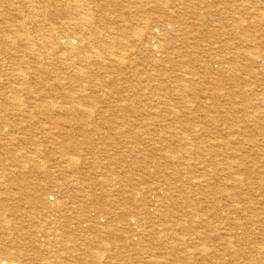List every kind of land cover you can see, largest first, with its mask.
<instances>
[{
	"label": "bare ground",
	"instance_id": "bare-ground-1",
	"mask_svg": "<svg viewBox=\"0 0 264 264\" xmlns=\"http://www.w3.org/2000/svg\"><path fill=\"white\" fill-rule=\"evenodd\" d=\"M34 3H59L40 35L62 66L0 88L4 108L28 97L0 118V264H264V0H4L3 62L32 53ZM134 49L161 81L130 97ZM150 167L163 184L135 177Z\"/></svg>",
	"mask_w": 264,
	"mask_h": 264
},
{
	"label": "rangeland",
	"instance_id": "rangeland-1",
	"mask_svg": "<svg viewBox=\"0 0 264 264\" xmlns=\"http://www.w3.org/2000/svg\"><path fill=\"white\" fill-rule=\"evenodd\" d=\"M43 1H45V0H42V2ZM2 3H4V0H0V4H2ZM127 3V4H126ZM131 3V2H130ZM128 1H123V2H121V7L122 8H124L125 10H127L129 7L128 6H130V5H132V4H130ZM58 4L59 3H57L56 5L58 6ZM22 5V8H23V4H21ZM36 5H38V6H36ZM42 5V4H41ZM41 5H39V3H34V7H35V9H38L37 11H35V12H32L33 10H31L30 8V11H29V9L25 6V15L27 14V15H29V13L31 14V13H33V14H31L30 16H32L31 17V19H29L30 18V16L27 18L28 19V22H27V25H28V27H29V31H30V33H31V35L32 34H34L35 33V35L34 36H32V44H22V43H20V48L23 46V48L25 47V46H31V48H33L34 47V49H32L33 51H32V53H30V54H28V55H24L23 54V52H14V51H12L13 53H11L12 55H14L15 57H24L23 59L21 58L18 62L17 61H15L14 62V64L12 65L11 63H7V62H3L2 61V55H0V88H3L4 89V87L5 88H7L9 85L10 86H18V85H20L22 82H25V81H29V85L28 86H31L33 89H34V85H31L32 83H35V81H37V78L36 77H34V76H36L37 74H36V72H39V73H46L45 75H51V76H54L57 72H54V71H57V69L59 70L60 68H61V66H62V60L60 61V55H57L58 53H55L54 51H52V49L51 48H48V46H45L44 45V43H43V38L44 37H42V35H40L41 33H46L51 27H47V26H50V24L51 23H53V18H52V16H51V14L53 13V12H56V5H47V6H45L44 8H43V5L41 6ZM128 5V6H127ZM216 6H218V5H216ZM220 7H222L220 10H222L223 9V6H220ZM42 9V10H41ZM45 9V10H44ZM41 10V11H40ZM39 11V13H37ZM225 12H226V10H224ZM45 12V13H44ZM47 13H48V15H47ZM124 13H127L126 11H124ZM35 14H37V16L35 15ZM44 14V15H43ZM227 13H225L224 14V20L228 17V14L226 15ZM37 17V18H34V17ZM44 16V17H43ZM192 17V16H191ZM33 19H35V20H33ZM187 19H190L189 17L187 18ZM1 20V19H0ZM40 20V21H39ZM41 20H43V21H41ZM47 21V22H45V21ZM194 19L193 18H191L190 19V21H193ZM32 21V22H31ZM55 22H58V21H55ZM210 23L212 24V22L210 21ZM225 23H226V20H225ZM30 24H31V26H30ZM44 25H45V27H44ZM213 25V24H212ZM224 25V24H223ZM4 26V25H3ZM34 26V27H33ZM43 28H42V27ZM40 27V28H39ZM5 28H7V29H9V27L6 25L5 26ZM45 28V29H44ZM40 31V32H39ZM46 31V32H45ZM38 33V34H37ZM35 37H37V38H35ZM42 41H41V40ZM130 39H131V42H133V38L132 37H130ZM36 41V42H35ZM37 41H39L38 43H40V44H42V45H39L38 43H37ZM130 42V43H131ZM33 46V47H32ZM43 47V48H42ZM45 47V48H44ZM43 49V50H42ZM49 49H50V51H49ZM45 50H46V52H45ZM38 51V52H37ZM116 51H119V50H116ZM34 52V53H33ZM40 52V53H39ZM133 52V53H132ZM130 54H128L127 55V62H128V64H130V62H132V65H130V68H129V66L128 67H126L128 70H126V71H123L122 73V76H121V79H120V81L122 82L121 83V85H122V87L124 88V96H130V97H132L135 93H134V91H136V92H138V93H140V95H141V88L142 87H150L151 85H156L157 84V82H160L161 81V79L159 80V81H155L154 79H155V74H154V71H153V69H152V67L150 68V66L149 65H147L144 61H142V59H141V55H140V53L138 52V50H135L134 49V51H132ZM36 53V54H35ZM45 53V54H44ZM1 54V53H0ZM43 54V55H42ZM49 54H51V56L49 55ZM56 54V55H55ZM18 55V56H17ZM47 55V56H46ZM26 56V57H25ZM29 56V57H28ZM37 56H39V57H37ZM48 56H50L51 57V59H50V57H48ZM36 57V58H35ZM41 57H43V58H41ZM48 57V58H47ZM133 57V58H132ZM38 58V59H37ZM25 59V60H24ZM43 61H42V60ZM131 59V60H130ZM28 60V61H27ZM32 60V61H31ZM38 60V61H37ZM41 60V61H40ZM46 60V61H45ZM48 60V61H47ZM135 60V61H134ZM34 61V62H33ZM59 61V62H58ZM28 62V63H27ZM43 62V63H42ZM50 62V63H49ZM52 62V63H51ZM4 63V64H3ZM29 66H28V65ZM31 64L33 65V66H31ZM38 64V65H37ZM47 64L49 65V66H47ZM16 65V66H15ZM1 66H3V67H1ZM10 66H12V67H10ZM34 66H35V68H34ZM45 66V67H44ZM147 66V67H146ZM21 67V68H20ZM27 67V68H26ZM30 67V68H29ZM41 67V68H40ZM43 67V68H42ZM48 69H47V68ZM4 68L6 69V70H4ZM9 68V69H8ZM57 68V69H56ZM146 68V69H145ZM22 69V70H21ZM24 69V70H23ZM26 69H28V71L26 70ZM32 69V70H31ZM35 69V70H34ZM139 69V70H138ZM144 71H143V70ZM149 69V70H148ZM15 70H17V71H15ZM31 70V71H30ZM34 70V71H33ZM135 70V71H134ZM145 70H146V73H145ZM3 71V72H2ZM8 71V72H7ZM14 71V72H13ZM21 71V72H20ZM53 71V72H52ZM127 71H129L130 72V74L127 72ZM153 71V72H152ZM27 72V73H26ZM127 72V73H126ZM7 73V74H6ZM17 73H21V75L19 76V77H17ZM30 73H31V75H30ZM124 73H126V74H124ZM9 74H11V75H9ZM141 74V75H140ZM175 74H178V72L177 73H175ZM174 74V75H175ZM23 75H25V76H23ZM30 75V76H29ZM131 75H132V77H131ZM23 76V77H22ZM28 76V77H27ZM21 77H22V79H21ZM33 77H34V79H33ZM127 77V78H126ZM139 77V78H138ZM19 78V79H18ZM35 78H36V80H35ZM119 78V77H118ZM22 80H24V81H22ZM127 80V81H126ZM136 81V82H134V81ZM144 80V81H143ZM14 81H16L15 83H14ZM131 81V82H130ZM10 82V83H9ZM126 82V83H125ZM7 83V84H6ZM141 83H144V84H141ZM152 83V84H151ZM166 82H164V84H165ZM4 84V85H3ZM150 84V85H149ZM129 85V86H128ZM4 86V87H3ZM36 86V85H35ZM125 86H127V87H125ZM137 86V88H135ZM37 87V86H36ZM131 87V88H130ZM128 88V89H127ZM137 90H139V91H137ZM129 94H132V95H129ZM111 96H115V94H111ZM21 97V96H20ZM114 98L115 97H111V100H114ZM172 98H176V96L174 95V97L172 96ZM21 99H22V101L21 100H19L18 102H16L15 103V105H17L19 102L20 103H22L21 104V107H20V104H19V106L17 105L16 107L17 108H23V107H26L28 104V97H26V96H24V97H21ZM24 100V101H23ZM201 100L202 101H206V100H209V99H206L205 97H202L201 96ZM211 101H213V100H211ZM2 100L0 99V118H1V116L2 117H10V113L12 112H14V113H16V111L15 110H17V109H13L14 107H15V105H13V107L10 109V107H8V108H4V107H2ZM25 102H27V103H25ZM26 105H25V104ZM24 105V106H23ZM102 105H104V106H106L107 104H103L102 103ZM23 106V107H22ZM177 108H182V105H180V104H178L177 105ZM58 110V112L60 111V108H58L57 109ZM184 110V109H183ZM182 110V111H183ZM10 111V112H9ZM13 113V114H14ZM60 114H64V115H66V114H68L67 113V111H65L64 109H61V111H60ZM68 115H70V114H68ZM144 115V114H143ZM150 116H157V115H159V114H156V113H151V114H149ZM95 117L93 118L94 119V122L96 121V122H100V117L98 116V115H94ZM70 118V116H67L66 118H65V121L66 122H64V124H66L67 126V128H69L70 126V124H72V123H74V119H72V118H70V119H72V120H70L69 118ZM97 117V118H96ZM99 117V118H98ZM112 118H116V122L118 121L117 119H119V121H121L122 120V118H120V117H113V116H111ZM110 117V118H111ZM181 117V120H184V119H187V117H182V116H180ZM111 118V119H112ZM161 118V117H160ZM24 118H22V120H23ZM92 119V120H93ZM96 119H99V121L98 120H96ZM121 119V120H120ZM132 119H133V117H132ZM10 120H13V118H11ZM18 121H20V120H18ZM69 121V122H68ZM71 121V122H70ZM76 121V120H75ZM43 122V121H42ZM1 123H2V120H1V122H0V125H1ZM109 123V126L111 125V127H109L108 125H104V129H105V131H107V130H109L110 128H112V124L114 123V122H108ZM118 124H119V122H118ZM108 126V128H106V127ZM103 129V130H104ZM158 129V128H157ZM110 131V130H109ZM160 131H158L157 133H159ZM76 136H78L77 134H76ZM224 136H226V135H224ZM61 140V141H60ZM62 137L58 140V142L57 143H55V142H53L52 140H50V139H44L43 141H41L40 142V148L43 150V151H46L45 152V160H46V162H47V167H48V169H51L50 167H54L55 166V168L53 169V170H56V169H58L59 167H60V164H56L58 161H60V159H61V157L59 156V153L60 152H62V150H63V143H62ZM46 141V142H45ZM50 141V142H49ZM60 141V142H59ZM142 141L144 142V137H143V139H142ZM145 142H146V140H145ZM43 144L45 145V146H43ZM58 144V145H57ZM42 145V146H41ZM55 145V146H54ZM147 145V144H146ZM56 146H57V148H56ZM31 147H34V146H31ZM52 148V149H51ZM0 149H1V147H0ZM6 149L7 150H9L10 151V149L8 148V147H6ZM21 150H23V149H21ZM31 150V149H30ZM61 150V151H60ZM87 149H83V153L86 151ZM68 153H69V151H68ZM87 153V152H86ZM88 153H93V154H96L98 157H100L101 156V158L99 159V160H101V162H102V164H104V165H109V159L108 158H106V157H104V156H102V155H100L99 153H97L96 151H92V152H90V151H88ZM157 156H159V154L157 155ZM254 157V156H253ZM103 160H104V162H103ZM84 164V165H83ZM86 164V165H85ZM58 165V166H57ZM83 165V166H82ZM127 163H124V164H122L121 166H123L124 167V170H126L127 169ZM150 166H152L151 164H149ZM88 164L87 163H82L81 165H80V167H81V172H82V175L83 176H85V178H86V175H88L89 173V170H87L88 169ZM114 167V165H112V166H109V168L110 169H112ZM93 172H92V176H94L95 175V170L93 169L92 170ZM83 172H85V174L83 173ZM124 173V171H122L121 170V173L120 174H117V172L116 173H114V174H108L109 175V178L111 177H113V178H121L123 175H126V174H123ZM56 175L57 177L59 176L60 178L61 177H63V176H65V175H61V174H59V173H53V175ZM135 177H137V176H139V175H142L143 176V178H144V182L145 183H147L146 185H150V184H163V182H162V178L161 179H159V176L157 175V174H155V171H154V168L153 167H150V169H148V171H144V172H135ZM137 174H139V175H137ZM54 175V176H55ZM148 175H150V176H148ZM153 175V176H152ZM66 177V176H65ZM65 177H63V181H66L67 179L65 178ZM148 177V178H147ZM138 178V177H137ZM159 180V181H158ZM161 181V182H160ZM157 186V185H156ZM97 188H98V191L97 190H95L94 191V189H93V191L94 192H100V187L99 186H97ZM95 194V193H94ZM104 202H106L105 200H104ZM86 235H85V237L82 235H80L79 237L78 236H76V246H78L79 248H84L85 247V245H87L88 244V239L86 238L87 236H89V237H91L90 235H88V233L86 232L85 233ZM92 236H93V234H92ZM82 239V240H81ZM195 241V243H200V241H198V240H194ZM83 250V249H82ZM82 250H80V251H82ZM109 254H110V252H107L106 251V256H105V259L104 260H107L108 258H107V256H109ZM89 263H90V261H88ZM91 264V263H90Z\"/></svg>",
	"mask_w": 264,
	"mask_h": 264
}]
</instances>
